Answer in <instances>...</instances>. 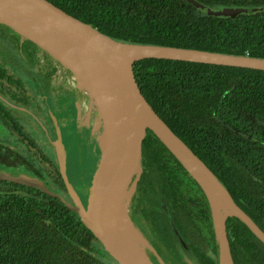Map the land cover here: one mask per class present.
I'll return each mask as SVG.
<instances>
[{"label": "trees", "instance_id": "trees-1", "mask_svg": "<svg viewBox=\"0 0 264 264\" xmlns=\"http://www.w3.org/2000/svg\"><path fill=\"white\" fill-rule=\"evenodd\" d=\"M46 1L123 43L264 59V0ZM222 8H243L245 12L235 17L207 14ZM0 40L6 44H0V121L27 152L23 155L12 149L1 135L0 172L25 174L54 192L53 186L66 192L55 161L19 123L18 111L3 102L8 99L43 119L38 99L20 76L36 69L37 93L54 91L55 59L46 52L40 54L36 44L3 24ZM134 73L153 112L264 233V71L146 59L134 63ZM40 100L45 103L43 96ZM157 188L173 228L195 262L218 264L219 247L204 193L148 130L132 196L142 189L147 203L152 204L157 201ZM144 208L152 236L149 244L155 252L147 254L150 261L187 264L181 255L184 246L168 217ZM225 231L233 264H264V245L243 223L227 217ZM0 264L117 263L58 198L0 180Z\"/></svg>", "mask_w": 264, "mask_h": 264}, {"label": "water", "instance_id": "water-1", "mask_svg": "<svg viewBox=\"0 0 264 264\" xmlns=\"http://www.w3.org/2000/svg\"><path fill=\"white\" fill-rule=\"evenodd\" d=\"M11 1H13L17 7H0V24L8 26L9 28L20 34V36H22L24 39H27L36 44L39 48L45 50V52L55 60H60L62 64L69 68V70H71L76 76L77 74L74 72V70L67 66V64H65L60 58H58L51 46H49L48 44H43L44 42H41L42 39H53L58 37L60 33H64L74 38L79 43L87 46L88 48L93 50L100 58H102V60L111 70V74L114 78V88L116 90V93L120 97L119 99L122 104L125 119L128 123L127 127L131 145L129 149V166L127 175L122 182L117 198L111 205L112 210H106L103 213L100 212L102 201L97 196H102L104 188L101 189L99 185H96L93 193L91 192L90 185L88 186L85 205L84 207L82 206L78 195L66 178L65 154L62 151V146L60 145L61 143H53V146L56 149V153H58V170L65 185L69 201L64 199L60 194L54 192L53 190H50L42 181L25 174L0 172L1 181L23 184L27 187L35 188L49 196L58 198L63 204L66 205V207L70 211L74 212L78 216L83 225L87 227L91 231L93 236L99 241L103 250L117 264H141V260H135L127 252L125 240L127 228L118 213L119 203L121 202L122 198L129 193L128 206L126 210L127 220L132 229L146 244V246L143 248L144 258L149 264H154L150 261L146 253L147 250L155 253L153 248L140 234V232L133 226L128 214L130 197L140 175L142 144L145 141L147 131L149 130L169 150V152L195 180V182L204 193L210 207L214 234L219 247L218 264H223L225 262H227V264H233L225 231V220L227 217L237 218L264 245V233L260 230V228L235 204L225 187L218 181V179L204 165V163L201 162L199 158H197L153 112V110L141 95L134 73V63L146 59H169L203 64L231 66L236 68H246L258 71H264V59L246 56L226 55L175 47H159L151 45L123 43L102 34L89 24H85L69 16L46 0ZM194 5L196 7H200V5L197 3H194ZM243 12H245V9L243 8H222L220 10H208L207 14L214 16L222 15L235 17ZM137 47H146L159 51L148 52L140 55L138 54L136 56L132 52L131 48ZM193 57L195 59H193ZM78 82L80 86L84 88L95 101L99 111V116L103 121L104 131L105 121L99 107V98L95 97L91 93V91L82 82L79 81V78ZM96 82H99V80H96ZM155 120L159 121L166 128L170 136L177 143H179V145H181V147L189 153L190 157L201 167V169L207 176V179L209 180V182H211V185L219 191L216 198L214 194L211 191H208L205 185L201 183V181L184 163L179 155H177L172 150V148L164 140L161 134L153 126H151V123ZM122 126L123 121H119L117 124V128H122ZM104 140L105 139L103 134L99 145V154L101 152L102 146H104ZM96 165L97 161L95 163L92 175L95 172ZM134 167H137V170H133ZM216 214L221 216L223 219L221 235L216 230ZM102 215L104 217H102ZM93 216L95 218H93ZM93 220L98 225V229H95L94 225L92 224ZM159 264H163V262L159 260Z\"/></svg>", "mask_w": 264, "mask_h": 264}, {"label": "bare ground", "instance_id": "bare-ground-1", "mask_svg": "<svg viewBox=\"0 0 264 264\" xmlns=\"http://www.w3.org/2000/svg\"><path fill=\"white\" fill-rule=\"evenodd\" d=\"M0 7L17 6L11 0H0ZM41 42L51 46L58 58L74 70L79 81L82 82L95 97L99 98V107L105 121L103 131L105 143L98 156L96 169L90 181V188L92 193L96 185H99L101 189L104 188L102 196L100 195L102 199L99 195L97 196L102 201L100 212L103 213L106 210H112L111 205L117 198L122 182L128 172V157L131 140L128 133V123L126 122L122 104L119 99L120 97L114 88V78L111 74V70L93 50L64 33H60L58 37L53 39H42ZM131 50L136 56L138 54L159 51L146 47L131 48ZM193 59L195 58L193 57ZM96 80H99V82H96ZM119 121H123L122 128H117ZM151 126L161 134L172 150L179 155L201 183L204 184L208 191H211L216 198L219 191L211 185L204 171L190 157L189 153L170 136L169 132H167L166 128L159 121H153ZM133 170H137V167H134ZM128 198L129 193L122 198L118 206V213L127 228V233L125 234L127 252L135 260H141V264H149L143 255V248L146 244L132 229L127 220L126 210ZM102 217L104 216L102 215ZM93 218L95 217L93 216ZM215 223L216 230L221 235L223 219L218 214H216ZM92 224L95 229H98V225L94 220ZM223 264H227V262Z\"/></svg>", "mask_w": 264, "mask_h": 264}, {"label": "rangeland", "instance_id": "rangeland-1", "mask_svg": "<svg viewBox=\"0 0 264 264\" xmlns=\"http://www.w3.org/2000/svg\"><path fill=\"white\" fill-rule=\"evenodd\" d=\"M1 43L3 44L4 42L0 40ZM39 49L40 54L45 52L42 48ZM52 65L57 68V76L54 81L55 90L50 92H46L44 89L41 90V94L46 98L47 105V114L43 115V121L38 120L39 118L35 116L36 114L31 109L27 111L23 107L17 110L19 114L18 120L42 150L55 161L57 166H59L58 153H56L53 143H61L62 151L65 154L66 178L84 207L94 164L99 156V145L103 136V121L99 116L95 101L80 86L77 76L60 60L52 61ZM36 72V69H31L28 75L25 74L28 85L35 95H37L34 89L36 86L35 82L38 80ZM19 74L23 73L19 71ZM31 76H33V79L29 78ZM70 89H73L75 94L72 95L69 92ZM43 107L44 104L40 100L41 110ZM25 110L28 114H25ZM1 135H5L10 140L8 145L12 149L26 155L27 152L24 146L16 140L10 131H5L3 123L0 121ZM53 187L57 193L69 201L65 191L58 186ZM131 197L129 207L131 205ZM129 207L128 214L131 220ZM181 255L187 264H196L186 247L181 251Z\"/></svg>", "mask_w": 264, "mask_h": 264}, {"label": "flooded vegetation", "instance_id": "flooded-vegetation-1", "mask_svg": "<svg viewBox=\"0 0 264 264\" xmlns=\"http://www.w3.org/2000/svg\"><path fill=\"white\" fill-rule=\"evenodd\" d=\"M20 78L22 79L21 82L23 83V85L24 86L26 85V86H28V88H30L29 85H28V80H26V78H25V75L20 76ZM31 92H33V91H31ZM35 92L37 93V90ZM71 94L72 95L75 94V91L73 90V92ZM79 95L82 97V95L80 93H79ZM40 96H43V94H40V95H39V93H37V95L34 94V97H36L38 99V104L39 105H40V99H39ZM80 96H78V97H80ZM43 97H44V99H46L45 96H43ZM82 99H84V98H82ZM0 100L2 101V98L1 97H0ZM3 102H4V104L8 105L9 107H11L14 110H18L19 108H21L17 104H14V103L10 102L8 99H3ZM42 110H43V112H42L43 115L44 114H47V111H46L47 110L46 100H45L44 107H43ZM25 114H28L26 112V110H25ZM38 120H40V119H38ZM40 121H43V119H41ZM45 126H46V124H45ZM7 140H8L7 141V143H8L10 140L9 139H7ZM183 188L187 191V187L186 186H183ZM155 194H156L155 197H156L157 201L154 200L152 204H149V203H147V200L144 198V192H143L142 189H141L140 192H138V189H137V191H135V194L131 197V205H130V216H131V220H132L133 224L135 225V227H136V229L138 231L139 230L141 231V232L139 231L140 234L147 240V242L150 243V241H151L150 238H152V236H151V230H150L149 223L145 219L146 218V215L144 214V209H145L144 207L149 208L150 209V212L151 211L152 212H156L157 211L159 214L164 213L168 217V219L170 221V225L172 226L173 231L176 233L177 238L180 240V242L182 243V245L184 246V248L185 247L187 248V246L185 245V243L180 238L177 230L175 228H173L172 220L169 218V213L166 210L167 208H166V205L164 203L163 198H161V197L158 196V194H160L159 188L155 189ZM150 252L151 251H149V250L146 251V253L149 256H150ZM189 253H190V251H189ZM195 263L197 264V262H195Z\"/></svg>", "mask_w": 264, "mask_h": 264}]
</instances>
